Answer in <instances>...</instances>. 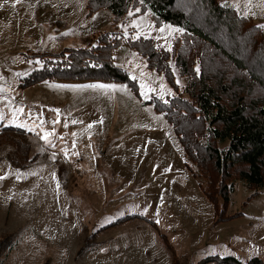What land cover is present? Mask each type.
Here are the masks:
<instances>
[{
	"label": "rangeland",
	"instance_id": "obj_1",
	"mask_svg": "<svg viewBox=\"0 0 264 264\" xmlns=\"http://www.w3.org/2000/svg\"><path fill=\"white\" fill-rule=\"evenodd\" d=\"M220 1L264 37V0ZM136 12L115 20L107 9L89 11L88 0H0V264H197L209 256L264 264V188L237 181L227 203L213 195L217 207L171 123L145 104L183 89L174 65L172 87L124 43L115 63L136 90L28 80L65 65L72 48L94 50L106 31L171 50L180 28ZM98 84L118 87H90Z\"/></svg>",
	"mask_w": 264,
	"mask_h": 264
},
{
	"label": "trees",
	"instance_id": "obj_2",
	"mask_svg": "<svg viewBox=\"0 0 264 264\" xmlns=\"http://www.w3.org/2000/svg\"><path fill=\"white\" fill-rule=\"evenodd\" d=\"M88 8L91 12L107 9L115 20L131 9H139L136 13L150 11L156 24H171L181 32L168 50L153 38L140 35L124 41L106 31L99 37L100 44L91 46L94 50L70 49L65 65L35 71L28 76L30 83L64 76L71 80L120 82L136 90V80L115 63L116 51L124 43L137 51L150 69L163 74L172 87L174 65L184 80L183 89L173 88L176 92L166 100L152 96L145 104L152 105L171 123L204 191L218 207L219 199L213 195L227 203L237 181L257 192L262 190L264 37L260 28L220 0H88ZM91 44L87 42V46ZM259 87L263 88L261 93L256 92ZM3 130L22 137L31 134L17 126H5ZM207 176L215 182L205 183L203 178ZM227 220L219 218L216 222ZM213 261L244 264L234 256H209L197 264ZM256 262H260L258 258L247 264Z\"/></svg>",
	"mask_w": 264,
	"mask_h": 264
},
{
	"label": "snow or ice",
	"instance_id": "obj_3",
	"mask_svg": "<svg viewBox=\"0 0 264 264\" xmlns=\"http://www.w3.org/2000/svg\"><path fill=\"white\" fill-rule=\"evenodd\" d=\"M137 11H139V9H137ZM197 71H199V69H197ZM135 79V77H133ZM90 87H98V88H106V89H110V90H115L118 86L117 85H103V84H98V85H91ZM57 112H59V110H56ZM58 121H54L53 123H57ZM102 123V121H101ZM49 134H46L44 136V139L47 140Z\"/></svg>",
	"mask_w": 264,
	"mask_h": 264
},
{
	"label": "crops",
	"instance_id": "obj_4",
	"mask_svg": "<svg viewBox=\"0 0 264 264\" xmlns=\"http://www.w3.org/2000/svg\"><path fill=\"white\" fill-rule=\"evenodd\" d=\"M51 149V148H50ZM58 151V150H57Z\"/></svg>",
	"mask_w": 264,
	"mask_h": 264
}]
</instances>
